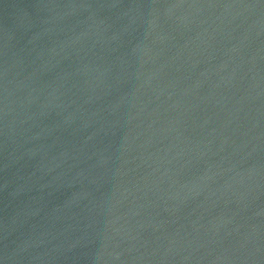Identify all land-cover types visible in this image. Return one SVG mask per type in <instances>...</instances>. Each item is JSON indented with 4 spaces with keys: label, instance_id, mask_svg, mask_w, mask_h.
<instances>
[{
    "label": "water",
    "instance_id": "1",
    "mask_svg": "<svg viewBox=\"0 0 264 264\" xmlns=\"http://www.w3.org/2000/svg\"><path fill=\"white\" fill-rule=\"evenodd\" d=\"M0 264H264V0H0Z\"/></svg>",
    "mask_w": 264,
    "mask_h": 264
}]
</instances>
